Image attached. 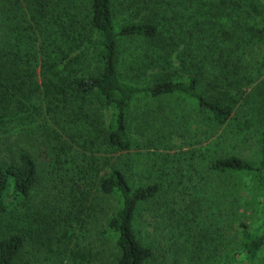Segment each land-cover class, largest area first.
I'll list each match as a JSON object with an SVG mask.
<instances>
[{"label":"trees","instance_id":"obj_1","mask_svg":"<svg viewBox=\"0 0 264 264\" xmlns=\"http://www.w3.org/2000/svg\"><path fill=\"white\" fill-rule=\"evenodd\" d=\"M255 115L249 159L236 150ZM176 150L174 178L215 174L226 202L189 264H264V0H0V264L157 263L138 220L169 206L164 185L126 158L145 151L165 177Z\"/></svg>","mask_w":264,"mask_h":264},{"label":"rangeland","instance_id":"obj_2","mask_svg":"<svg viewBox=\"0 0 264 264\" xmlns=\"http://www.w3.org/2000/svg\"><path fill=\"white\" fill-rule=\"evenodd\" d=\"M167 105V109H165L166 115L171 116L172 120H175L176 123L182 125L186 118L190 117L189 111L184 109L182 103L170 100L167 102ZM135 110V108L130 110V116L132 114L135 116L138 111L135 112ZM131 118L129 119L130 135L134 141L140 142L141 138L139 135L134 133V130H132L133 133L131 132V127L137 123H134ZM242 118L238 121L244 123L245 120L246 122V125L241 126L244 131V142L237 148L236 152L239 156L244 158H257L258 138L259 133L262 130L261 123L258 122L256 115L244 117V120ZM234 121L235 120L219 130V132L226 135L231 134L232 131H237L240 123ZM137 124L140 125V122ZM219 132H217L214 139L218 137ZM194 143L197 142L194 141ZM204 146V144L201 146L195 145L194 148L184 149V151L189 152L193 149V151H198ZM144 152L145 151H133V154L126 158L128 161L132 162L133 178L136 181L144 183L146 182L144 177L142 178L143 181H141V179L138 178V175H144L147 172L151 173V171L154 173L155 170L154 180L164 185L161 200L169 202V206H162V201L157 200L152 206L144 207L143 211L139 214V237L146 242L155 243V254L156 257H158V261L154 264H173L174 259L178 260L179 258L182 259L184 262L183 264H189L188 259L191 258V255L194 252V254L198 252L195 247H200L203 253V247L207 246V244L211 245L209 235L216 234L218 229L224 226V223L223 226L221 225L220 218L223 216L222 207L226 202H217V196L220 194V189L222 190L220 179L215 178V174L212 176V174L204 172L203 175L206 178V184L201 182L197 183L195 180L196 176L193 177V180L190 182L183 180V182L179 183L178 179L180 173L177 178H174V174L177 173V166L180 168V166L185 165L186 162H184V158L181 156L183 152L178 153L177 150L169 151L168 153L171 155L176 154V159L181 158V164L178 165L175 162L171 166L173 169H169L168 174L165 177H162L158 167H154L153 162L155 161H153L152 158H148ZM198 154L199 151L196 156H198ZM201 162L203 161L201 160L200 163ZM155 163L159 164L160 162L156 161ZM199 197L203 202H198ZM240 212L242 213V211L239 210V214H241ZM242 218H244L248 224H251L252 226L256 225V220L252 216L250 217L249 214L244 213ZM203 236L206 237V240ZM228 236H231L229 232ZM202 238L204 243L202 242V244H198V241ZM228 242L232 241L228 239ZM210 249L214 248L211 247ZM225 249L226 251H231V254L234 252V247ZM218 250L221 252V247H219ZM162 257H164L163 261ZM232 264H241L240 258L238 257Z\"/></svg>","mask_w":264,"mask_h":264}]
</instances>
